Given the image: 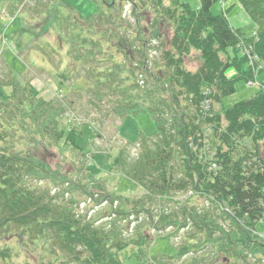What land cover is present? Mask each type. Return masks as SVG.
I'll use <instances>...</instances> for the list:
<instances>
[{
	"label": "trees",
	"instance_id": "16d2710c",
	"mask_svg": "<svg viewBox=\"0 0 264 264\" xmlns=\"http://www.w3.org/2000/svg\"><path fill=\"white\" fill-rule=\"evenodd\" d=\"M101 1L94 2L100 4L95 12L78 10L85 22L101 20L103 14L109 26L106 31L103 27L101 38L86 39L97 49L95 56L114 48L122 57L115 61L110 54L113 66L97 60L86 74L91 84L82 90L97 98H114L106 117L123 122L149 113L156 132L138 135L141 151L135 161L130 162L123 150L113 162L107 150L90 151L97 167L82 164L86 183L74 182L71 192L60 191L59 173L38 160L33 150L42 141L52 147L63 138L60 122L67 104L42 98L34 85L22 83L11 69L8 82L0 81L1 257L10 256L9 237L20 234L29 242L50 240L52 248L62 252L40 264H125L120 254L129 247L137 248L128 257H134L137 264H160L159 256L149 253L153 236L139 233L140 226L138 237L126 238L112 224L96 225L87 214H79L80 200L64 198L65 193L77 196L81 192L80 199L86 194L113 203V193L106 189L108 181L95 175L99 169L110 175L119 172L143 191L133 200V212L149 214L157 231L189 224L195 228L193 242L182 245L174 255L162 256L182 258L195 252L188 264L189 260L190 264H210L207 260L217 256H224L225 264L231 257L246 260L248 255L242 250L252 247L253 233L257 237L256 226L264 218V90L229 107L223 101L236 92L237 82L258 81L264 73V0H237L254 24L250 36L233 27L223 10L213 12L222 0H199L198 6L186 0H128L134 21L119 13L123 8L113 3L117 0ZM119 30L129 38L120 39ZM194 52L199 61L196 69L186 61ZM88 53L95 60L92 51ZM10 86L12 91L7 93L4 88ZM73 132L66 141L79 146L76 142L83 131L74 128ZM46 180L55 185L54 191L42 186ZM179 192L190 193L188 201L202 198L206 205H183L174 200ZM119 198V213L123 220L129 219L132 211L124 209L123 203L130 200ZM172 204L177 211L168 213ZM154 205L160 212L156 218ZM179 215L182 224H178ZM205 246H210L209 252Z\"/></svg>",
	"mask_w": 264,
	"mask_h": 264
},
{
	"label": "rangeland",
	"instance_id": "374dc122",
	"mask_svg": "<svg viewBox=\"0 0 264 264\" xmlns=\"http://www.w3.org/2000/svg\"><path fill=\"white\" fill-rule=\"evenodd\" d=\"M98 1L101 0H0V30L6 29L5 31L8 32L7 35L0 32V81L8 82L10 78L8 73L10 69L5 63V60H7L14 68L13 70L18 71L17 76L20 77L22 83L35 85L42 98L52 100L60 95L58 96L60 97L59 100L67 104L68 111L60 122V129L64 133L60 142L49 147L45 145L47 142L43 143L42 141L37 149H32L38 160L49 166L51 171L56 170L59 173L57 182L60 184V191H70V187L73 186L72 183L74 182L78 184L86 183L82 164L91 167L96 166L90 158V151L107 150L111 155L110 161L113 162L119 155V151L123 150L130 162L135 161L136 156L141 151L140 141L137 140L138 135L141 133L152 136L156 132L155 122L149 113L131 116L123 121V124L122 119L118 117L105 116L113 106L114 98H110L112 96L97 98L82 90L88 86V83L91 84L86 78V74L93 65L95 66L97 60H106V66H113L109 58L110 54H112V59L115 61L121 60L122 57L115 52L114 48L108 49L109 52L106 54L95 56L94 51H97V49L92 48L89 39H86V37L101 38L105 34L102 30L103 27L105 31L109 28L105 24L103 14H100L101 20L96 17L94 21L91 20L90 22H85L78 15V10L85 13L95 12L100 4L94 2L99 3ZM186 1L192 6L198 4V0ZM232 2L233 0L227 2L226 6L230 5L228 9L222 7L221 1L217 2L213 7V12L220 13L223 10L229 16L233 27L242 28L247 36L254 34L253 22L240 6L234 5ZM113 3L122 5L121 8L123 9L119 8L118 10L121 9L122 12L119 13L123 17L130 21L135 20V17L131 15L132 6L128 0H117ZM119 13L117 17H119ZM129 15L131 16L129 17ZM101 21L102 25L100 24ZM166 29L165 31L171 32L169 28ZM118 32L121 35L119 36L120 39L129 38L122 30ZM79 34L82 35V38L78 37ZM108 43L110 45V42ZM89 50L92 51L95 60L92 55H88ZM156 53L157 51H151L152 55H156ZM197 56V53L194 52L186 60L188 66L192 69L198 67ZM233 73L234 71L231 70L230 74ZM263 80L264 73L259 75L255 84L259 85ZM12 87L4 89L7 93H10ZM258 90V86L239 81L236 84V92L225 97L223 103L226 107H229L236 102L250 98ZM81 91L82 93H79ZM208 102L210 101L208 100ZM74 128L83 131L79 138L80 142H76L79 146H75L71 141H66V137L74 133ZM37 138L42 139L41 137ZM95 171L97 178L108 181L106 189L113 193L114 202L105 201L101 196L96 199L90 198L86 194L82 195L80 199L81 192L77 196H71V191L65 193V199L73 197L81 201L76 205L79 214L83 216L87 214V219L95 222L96 225L109 226L112 224L126 238L132 237L140 226L139 233H149L153 236L154 240L149 248V253L153 257L159 256L156 261H159L160 264H188L187 260L196 256L195 252H190L182 258L176 257L177 259L162 256L163 254L174 255L182 245H185L188 241L193 242L191 237L195 232V228L192 227V224L179 229L177 226H172L163 231H157L151 224L152 218L149 214L133 212L135 209L133 200H138L143 191L138 189L131 179L119 172L110 175L103 170L98 169L97 171L96 169ZM62 179L63 181H61ZM42 184L43 187L46 185L52 191L56 189L50 180L43 181ZM74 193L76 192L72 191V194ZM189 195L190 193L179 192L174 196V200L181 201L183 205L193 203L206 205L205 202H202V198L197 201L195 198L188 201ZM119 196L128 197L130 200L128 203H123L124 209L132 211L128 216L129 219L123 220L119 213L122 204ZM61 198L63 197L60 195L59 199ZM175 207L176 205L172 204L166 211L168 213L177 211L174 210ZM151 209L153 217L156 218L160 212L156 209V205L152 206ZM183 222V218L179 215L178 224ZM222 222L225 221L222 220ZM228 223L224 225L227 226ZM257 232V237L253 233L251 238L254 239L253 243L251 242L252 247L248 250H242L246 251L248 258L238 262L231 257L228 264H264V218L258 223ZM168 235L170 238L167 237ZM134 237L136 238L138 235L135 234ZM48 241L50 240L43 238L36 239L35 242H29L22 239L20 234H14L8 240L12 248L10 256L1 257L0 255V264H21L26 261L40 264L57 256L56 253L62 254L58 248L53 249ZM1 245L4 246V243H1ZM204 248H206V252L210 251V246ZM135 251H137V248L129 247L128 250L120 254L125 264H137L134 257L128 258ZM201 253L197 255H201ZM223 258L224 256H217L214 260L209 258L207 262H211L210 264H225Z\"/></svg>",
	"mask_w": 264,
	"mask_h": 264
},
{
	"label": "bare ground",
	"instance_id": "6f19581e",
	"mask_svg": "<svg viewBox=\"0 0 264 264\" xmlns=\"http://www.w3.org/2000/svg\"><path fill=\"white\" fill-rule=\"evenodd\" d=\"M229 0H222L221 1V4H222V6L223 7H225L226 9H228L229 8V6H226V4H227V2H228ZM234 5H238V6H240V3L237 1V0H233V2H232ZM198 4H199V0H198ZM198 4L196 5V6H198ZM241 7V6H240ZM241 9H242V7H241ZM243 10V9H242ZM243 12V11H242ZM8 15V14H7ZM6 30V29H5ZM5 30H0V32H3L4 34H6L7 35V33L8 32H6ZM6 62V66L10 69V70H8V73H10V71H11V69H14L13 67H12V65L7 61V60H5ZM109 68V67H108ZM18 72V71H17ZM256 82L255 81H250V82H248V84H250V85H254V86H258V88L259 89H263L264 90V84L261 82V83H259V85H256L255 84ZM35 86V85H34ZM36 87V86H35ZM37 88V87H36ZM79 93H82V91L81 92H79ZM40 94V93H39ZM58 96H60V95H57L56 97H57V99H59L60 97H58ZM208 102V100H206V103ZM210 106V102H208L207 103V107H209ZM124 124V123H123ZM148 136V135H147ZM257 226H258V224H257ZM257 226H256V231H255V233H258L257 232ZM258 236H260V234H258Z\"/></svg>",
	"mask_w": 264,
	"mask_h": 264
}]
</instances>
